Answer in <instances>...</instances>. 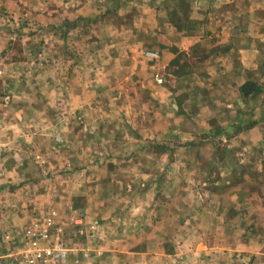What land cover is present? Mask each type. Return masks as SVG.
Wrapping results in <instances>:
<instances>
[{"label": "crops", "instance_id": "0c3cea01", "mask_svg": "<svg viewBox=\"0 0 264 264\" xmlns=\"http://www.w3.org/2000/svg\"><path fill=\"white\" fill-rule=\"evenodd\" d=\"M162 1L71 0L69 14L56 0L49 14L66 23L55 32L40 29L23 61L10 56L15 35L8 32L6 66L24 70L3 79L0 132L8 139L1 145L25 173L32 161L38 172L21 188L0 190L10 203H0L7 208H0V253L3 240L11 251L34 228H49L58 239L62 233L53 230L64 222L57 203L98 220L105 241L123 246L112 257L125 264L160 262L150 248L137 247L159 243L179 245L171 264H264V158L250 155L257 133L264 140V0H171V50L143 54L153 63L147 82L144 69L131 58L125 63L124 48L113 50L110 37L154 32L136 25L138 5L151 7L153 21ZM160 32L156 26L159 38ZM129 43L122 45L130 52ZM36 50L46 55L38 68L28 55ZM248 82L260 92L246 96ZM143 89L149 95H140ZM73 225L86 227V219L77 215ZM166 228L172 240L167 232L161 241ZM95 244L88 247L93 261L103 254Z\"/></svg>", "mask_w": 264, "mask_h": 264}, {"label": "rangeland", "instance_id": "374dc122", "mask_svg": "<svg viewBox=\"0 0 264 264\" xmlns=\"http://www.w3.org/2000/svg\"><path fill=\"white\" fill-rule=\"evenodd\" d=\"M15 1V5H8L7 2L4 3L3 0H0V112H2L1 109V105L3 104V94L7 93V86L4 84V80L3 79H8V78H12L13 76H17V77H22L23 76V70L24 68H12L9 66V68L6 66V61H10L11 59L7 56V43H8V32H10V34L13 33V35H15V38L13 41H11L14 44V51H13V55H10L12 57V59H15L16 61H23L24 56H25V49L30 50V46L33 47L34 44L38 45V41L40 37H36L38 35V32L40 29L44 30V29H51L50 32H55V29L57 28V26H60L62 23V25H64V23H66V21L64 22H60V21H55L53 20V18H51V15L49 13L56 11L55 10V2L56 0H13ZM61 1L64 4L59 5V10L62 12H68L70 14L71 11L75 10V7L72 5L71 0H58V2ZM164 1H162V4L160 2L159 5V13L157 16H155V20L151 21L148 20L149 16H150V12L151 11V7L147 6L146 3H139L138 8L141 11V16H140V21L137 20L136 25L138 26H142L145 25V27L148 28V26H153L152 28L154 29V32H150L148 31V33H137L134 36H127L125 38H117V36L113 35L110 37V40H113V44H116V47H113V50H117L120 47V50L122 48H124L123 52H121V56L122 59L124 60V62H127V59L129 60V58H131V62L134 61V63L136 62L138 65H140L141 68H143L144 70L141 72L142 74L146 73L148 74V77L142 76L141 79H148L146 80L147 82L149 80H153L152 78V69L151 66L153 65V63H148L147 60L143 57V54L147 51V50H152V49H159L162 50L163 48H170L171 50V0H166L165 3H163ZM165 4V5H163ZM88 9L87 12L90 13L91 9H93L92 6H87L86 7ZM106 8H103V10H105ZM117 12V10H116ZM67 13V14H68ZM75 14H78L77 12ZM193 15V14H192ZM66 16V15H65ZM77 16V15H75ZM15 17V18H14ZM62 19L64 18V16H61ZM89 17V16H88ZM181 17V16H178ZM182 18V17H181ZM113 19V18H112ZM184 18H182L181 22L179 20V23L182 24V22ZM111 24L113 23V25H115L114 27H118V24L120 23L117 20H111ZM133 21V20H132ZM132 21H127L126 25H128L127 27H129V25H132ZM86 21H81L80 24L85 23ZM109 22V21H107ZM188 25L189 20L187 19L185 21ZM68 24L72 23L71 21L67 22ZM98 23V22H95ZM102 24H105V21H101ZM199 19L198 21L196 19H192V23L191 25L195 26L198 25V27L200 26L199 24ZM58 24V25H57ZM99 24V23H98ZM138 26V27H139ZM160 28L161 32L159 34H163L164 36H161L159 38L158 34H155V28ZM61 27V26H60ZM59 27V28H60ZM155 27V28H154ZM140 29V28H139ZM138 32V31H137ZM146 32V31H145ZM56 34V33H55ZM38 38L37 42H33V40L31 41V43L29 44L31 38ZM109 39L106 38V42ZM56 42L57 38H54V34L51 37L50 41ZM129 40H132V44L136 41L138 44H133L134 48L132 46V44L129 43ZM105 42V44H106ZM124 42V44L126 42H128L130 44V47L132 48L131 51L129 52V50L127 49V46H123L122 43ZM135 42V43H136ZM36 54H33L32 52L29 53V61L31 62V67H41L40 62H43V58H45V54L43 52H41L42 54L39 53V51L36 50L35 52ZM37 55V56H36ZM116 56V55H115ZM119 57V56H116ZM135 57V58H134ZM42 58V59H41ZM161 58V57H160ZM157 58V59H160ZM55 58H53V60L50 58V62H53ZM156 59V60H157ZM166 59V57H165ZM155 60V59H154ZM47 61L49 62V60L47 59ZM158 61V60H157ZM160 61H162V59H160ZM130 62V64H131ZM184 62V60H183ZM155 63V62H154ZM151 65V66H150ZM6 69H5V68ZM132 68V67H131ZM204 69V68H203ZM41 70V69H40ZM39 70V72L36 70V68H34L35 71V75L37 77L39 73H41V71ZM139 73V74H141ZM119 74V71L116 70V75ZM138 74V73H137ZM138 76V75H136ZM165 85V87L171 86V81H169L168 76H165V83H163ZM163 85V86H164ZM157 87V86H155ZM143 88V87H142ZM147 88V87H144ZM131 91V90H130ZM132 92V91H131ZM146 92V93H145ZM150 90H146L143 89L140 93L145 95H149ZM134 98V97H133ZM132 103H133V99H132ZM133 106V105H132ZM1 121V120H0ZM161 126V125H160ZM262 135L263 134H258L257 133V140L256 142L259 143V145H257L254 149H250L252 150V152L250 153L251 156L252 153L254 154L255 157L261 159L264 158V140H262ZM20 136V135H19ZM22 136V135H21ZM223 137H229V136H223ZM8 139V134L6 133H2L0 132V190H2V186L5 187V191H7L8 186H11V189L15 187V189L18 187H23L24 184L28 183L26 181V178L29 176H33L36 174V172H38V168L35 165V162L32 161V163H34L33 165H31L32 163H30L31 168H30V172L25 173V171L22 169L23 164L22 161H16L14 160V157L9 155L10 152L7 153L5 145L3 144V146L1 145V141H7ZM244 141H247L248 138H243ZM3 141V142H4ZM225 149H223L224 152ZM171 151V150H170ZM248 154V153H247ZM32 158L34 156H31ZM4 160V164L2 163ZM49 167V164H48ZM162 172V171H160ZM11 178H14L17 182L15 184H12L10 181ZM25 180V181H24ZM34 181L30 182L31 184ZM36 183V182H35ZM41 183V182H40ZM8 198L6 197H0V203L1 205H8L10 203H8L7 201L4 202V200H6ZM68 203L65 202V206ZM83 201H80L78 203V206H83ZM55 205L61 209V221L64 222V224H62L63 228L61 229V235L58 239L53 240V243L51 245H55L57 242L62 241L64 242V246L66 249H68L69 252V257H68V261L66 262V264H125L124 261H120L118 258L113 259L112 254L116 253L117 255H119V253L121 251H118L120 249V247L123 246L121 245L119 247V245H116L115 243L113 244L111 240H109L108 242L105 241V239L103 238V231H99L98 230V226L99 221L98 220H94L91 219L89 220V216L85 213H77L75 212V210H73L71 208V210H69L68 208L65 210L64 208L60 207L57 203H55ZM1 210H6V207L1 206L0 207ZM57 209V208H56ZM13 210V209H12ZM77 215H83L84 218L86 219V227L83 228H75L73 225V222H75V216ZM97 227V228H96ZM96 228V229H95ZM102 230V228H101ZM163 231V235L160 236V240H168V236H165L168 233H171V230L169 229H164L161 230V232ZM171 240H172V233H171ZM143 241H154L155 238H151V237H147L144 236L142 237ZM96 241V244H95ZM3 244L1 243V246L3 248H5V251H1V254L4 255L3 258L0 259V264H16V262L12 259V257L10 258L8 256L9 252H12L14 254H18V251L21 248H25V242L24 244H19L16 243L15 247L12 248L11 251H7L8 250V245L7 242L5 240L2 241ZM20 242V241H19ZM99 242V243H97ZM22 243V242H21ZM93 243L97 246V250H101V252L103 253L102 256H98L96 253L97 258L95 259V261L92 260L91 254L95 253L94 251L89 252L88 247H90L93 245ZM90 245V246H89ZM131 244H129V248ZM139 249L141 250L142 248H150L151 251L150 253H154V254H159L161 261L159 262H155V264H171V253H176V249H179V245H173L172 244H146V246H142L141 244L139 246H137ZM176 247V249H175ZM121 250V249H120ZM98 252V251H97ZM95 255V254H94ZM101 255V254H99ZM108 256V257H105ZM168 256H170V259H168ZM91 257V260H90ZM127 264H138L135 263V261H128L126 262ZM149 264H152V262H149Z\"/></svg>", "mask_w": 264, "mask_h": 264}, {"label": "built area", "instance_id": "2783aa9c", "mask_svg": "<svg viewBox=\"0 0 264 264\" xmlns=\"http://www.w3.org/2000/svg\"><path fill=\"white\" fill-rule=\"evenodd\" d=\"M149 55L158 57V52L149 53ZM159 81L162 82V79H159ZM52 214L56 216L55 213ZM53 219L54 217L48 218L47 224L52 225ZM53 231L61 232V229H54ZM26 235L28 236L24 241L26 247L21 248L18 254L8 253V256L12 257L16 264H66L69 257L68 249L65 248L64 242L60 240L55 245H51L54 239L52 240L49 237V228L42 229V231L39 228L30 229ZM3 257L4 255L0 253V259Z\"/></svg>", "mask_w": 264, "mask_h": 264}, {"label": "trees", "instance_id": "16d2710c", "mask_svg": "<svg viewBox=\"0 0 264 264\" xmlns=\"http://www.w3.org/2000/svg\"><path fill=\"white\" fill-rule=\"evenodd\" d=\"M252 91H255L256 94L260 92V87L252 82H248L243 86V93L247 96L252 93Z\"/></svg>", "mask_w": 264, "mask_h": 264}]
</instances>
